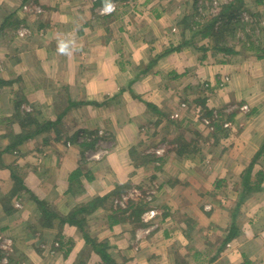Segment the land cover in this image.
<instances>
[{"label":"crops","instance_id":"obj_1","mask_svg":"<svg viewBox=\"0 0 264 264\" xmlns=\"http://www.w3.org/2000/svg\"><path fill=\"white\" fill-rule=\"evenodd\" d=\"M236 2L231 45L190 0H0V264H264V0Z\"/></svg>","mask_w":264,"mask_h":264},{"label":"rangeland","instance_id":"obj_2","mask_svg":"<svg viewBox=\"0 0 264 264\" xmlns=\"http://www.w3.org/2000/svg\"><path fill=\"white\" fill-rule=\"evenodd\" d=\"M191 3L194 1L193 10L199 11L203 16H208L207 20L218 18L217 23L215 25L216 28H218L222 24H226V29L229 30V32L235 33V36H228L226 33H224L223 41H225L227 44L235 45L238 43L239 39H242L244 41V38L247 36V40L256 39L254 36H259V31H257L255 28V25H257V19L252 17L254 13L256 12L255 9H253V4L251 5H245L246 7H250V11L241 10V6L239 5V2H236L235 5L230 4L227 0H190ZM192 5V4H191ZM107 8V7H106ZM254 10V11H253ZM192 14V13H191ZM239 20L238 23L236 22ZM264 16L262 15L260 21V26L263 27V21ZM255 24V25H254ZM215 29V28H214ZM250 29H253L254 32ZM215 31V30H214ZM252 33V36H251ZM246 35V36H245ZM250 35V36H249ZM255 44L258 43V41H253ZM180 131L173 132V137H178ZM179 141V140H178ZM177 141V142H178Z\"/></svg>","mask_w":264,"mask_h":264},{"label":"trees","instance_id":"obj_3","mask_svg":"<svg viewBox=\"0 0 264 264\" xmlns=\"http://www.w3.org/2000/svg\"><path fill=\"white\" fill-rule=\"evenodd\" d=\"M239 5L242 7L241 3ZM217 20H218V18H215V19H212L209 23H203L200 26L195 25V26L198 27V30H194L195 34H201L202 38H215V40L217 41L218 44L219 43L221 44V42L223 41L221 39H223L224 33H226L228 36H232V37L235 36V33L229 32V30L226 29V26H227L226 24H222L218 28H216L215 25L217 23ZM236 22L240 23L239 20H237ZM192 28L193 27L189 26V29H192ZM214 28L216 29L215 31H214ZM217 43H216V45H218ZM249 43H251V42H249ZM217 50H219L221 52H224V53H227V54H230V55L236 54V53H234V49L233 48L227 47V46L223 47V49L222 48H217ZM147 108H151L152 109L153 106H151L150 104H147ZM78 212H80V210H78L77 213ZM67 220L70 221V218H68ZM92 247L95 250V252H97L101 256V258L103 259L104 262H106V263H110L111 262L109 260V258L105 255V249H104L103 245H98V244L94 245L93 244Z\"/></svg>","mask_w":264,"mask_h":264},{"label":"built area","instance_id":"obj_4","mask_svg":"<svg viewBox=\"0 0 264 264\" xmlns=\"http://www.w3.org/2000/svg\"><path fill=\"white\" fill-rule=\"evenodd\" d=\"M106 9H107V8L100 9L99 12H100L101 14H108V13L113 12V11L115 10V7L112 6L110 11H108V10H106ZM262 22H263V27H264V20H263ZM20 35H23V31H21ZM153 215H154L153 212H148V213H145L144 217L147 216V218H151Z\"/></svg>","mask_w":264,"mask_h":264},{"label":"clouds","instance_id":"obj_5","mask_svg":"<svg viewBox=\"0 0 264 264\" xmlns=\"http://www.w3.org/2000/svg\"><path fill=\"white\" fill-rule=\"evenodd\" d=\"M111 7H112L111 5H108L106 10L110 11ZM61 50H63V48Z\"/></svg>","mask_w":264,"mask_h":264}]
</instances>
